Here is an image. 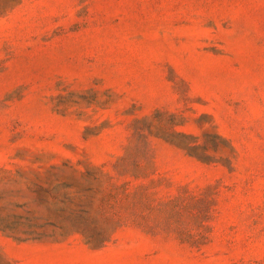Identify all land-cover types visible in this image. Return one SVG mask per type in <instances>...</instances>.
<instances>
[{"label": "rangeland", "instance_id": "obj_1", "mask_svg": "<svg viewBox=\"0 0 264 264\" xmlns=\"http://www.w3.org/2000/svg\"><path fill=\"white\" fill-rule=\"evenodd\" d=\"M0 264H264V0H0Z\"/></svg>", "mask_w": 264, "mask_h": 264}]
</instances>
